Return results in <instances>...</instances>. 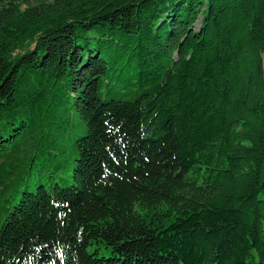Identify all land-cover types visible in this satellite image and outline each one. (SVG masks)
<instances>
[{"label": "trees", "instance_id": "1", "mask_svg": "<svg viewBox=\"0 0 264 264\" xmlns=\"http://www.w3.org/2000/svg\"><path fill=\"white\" fill-rule=\"evenodd\" d=\"M1 211L0 264H264V0H0Z\"/></svg>", "mask_w": 264, "mask_h": 264}, {"label": "rangeland", "instance_id": "2", "mask_svg": "<svg viewBox=\"0 0 264 264\" xmlns=\"http://www.w3.org/2000/svg\"><path fill=\"white\" fill-rule=\"evenodd\" d=\"M43 169L44 168H42V170ZM69 174H70V172H69ZM21 176H24L25 179L27 178V181H28L27 183H30L28 189L31 190V191H35L36 184L38 183L37 178L40 176V175H38V169H37V167H35L33 169H30L29 170V173H27V172L22 173L21 172L20 173V177ZM42 179L44 180V183L45 184L49 185L50 188H51V185L53 183H60V184H63L64 185V184H69L71 182V178L66 173L61 174V175H58V176H56L53 179L47 178V173H46V175H44V177ZM18 182H19V188L20 189H23L24 188L23 186L26 183L23 180L21 181L20 178H19V181ZM19 195L20 194H18V197H19ZM4 217H5V212L4 211H1L0 212V224L3 221Z\"/></svg>", "mask_w": 264, "mask_h": 264}]
</instances>
